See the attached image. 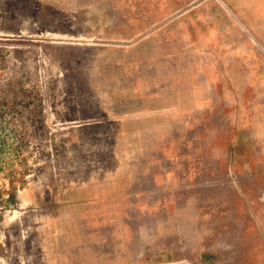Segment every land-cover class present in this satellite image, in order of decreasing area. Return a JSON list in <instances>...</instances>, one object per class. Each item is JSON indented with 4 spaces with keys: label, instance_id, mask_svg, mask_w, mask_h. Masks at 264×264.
<instances>
[{
    "label": "rangeland",
    "instance_id": "obj_1",
    "mask_svg": "<svg viewBox=\"0 0 264 264\" xmlns=\"http://www.w3.org/2000/svg\"><path fill=\"white\" fill-rule=\"evenodd\" d=\"M0 264H264V0H0Z\"/></svg>",
    "mask_w": 264,
    "mask_h": 264
}]
</instances>
